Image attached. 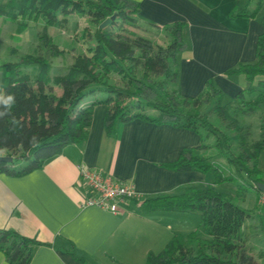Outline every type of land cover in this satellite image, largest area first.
Here are the masks:
<instances>
[{
    "label": "trees",
    "instance_id": "16d2710c",
    "mask_svg": "<svg viewBox=\"0 0 264 264\" xmlns=\"http://www.w3.org/2000/svg\"><path fill=\"white\" fill-rule=\"evenodd\" d=\"M261 2L234 0L230 15L255 18ZM74 13L83 14L95 24L93 33L89 34L93 44L88 54L73 56L70 64L56 71L57 74H54L55 66L43 56L23 54L11 46L5 48V55L16 61L0 65V150L12 162L0 161V173L14 177L27 175L59 155L64 147L82 143L92 123L93 109L98 105L107 108L104 125L108 134L119 124L134 120L190 130L199 136L200 146L183 149L177 161L166 166L177 172L212 174L217 185L233 183L237 180L234 173L241 175L243 181L236 185L235 197L211 187L186 188L179 195L162 194L132 202L133 211L138 213L176 211L200 215V231L173 235L159 253L147 254L145 264H259L250 250L241 249L243 240L252 233L248 220L253 210L243 209L239 204L245 201L248 188L260 193L257 185L264 183L257 165L264 151V119L260 139H251L250 133L238 126L236 134L229 137L202 115L200 109L213 103L217 113L231 118L230 112H237L236 105L246 107L242 113L247 115L264 105V34L257 41L256 62L225 73L228 77L243 76L250 83L259 78L255 88L250 86L233 100H226L214 82L208 80L203 92L191 98L183 96L178 88L170 93L166 91V85L175 83L178 76L175 67L178 54L186 47L182 39L185 23L177 21L164 26L162 30L168 42L160 45L111 31L119 28L118 21L136 22L133 17L138 7L125 0L0 1V17L4 21L17 22L30 16L45 21L40 45L52 59H64L66 52L52 42L47 28L56 22L58 14L65 18ZM112 16H115L113 21L99 28ZM24 28L19 24L16 32L21 33ZM137 65L142 66L139 77L134 75ZM113 74L120 78V87L109 83ZM156 78L163 79L155 81ZM96 94L100 97L84 103ZM249 94H254V98L248 99ZM143 106L157 114L148 115ZM212 136L216 156L208 155L209 147L205 144ZM245 228L249 229L247 234L241 235ZM34 244L14 232L0 230V252L9 264H29ZM257 258L263 261L264 253L260 252Z\"/></svg>",
    "mask_w": 264,
    "mask_h": 264
},
{
    "label": "crops",
    "instance_id": "0c3cea01",
    "mask_svg": "<svg viewBox=\"0 0 264 264\" xmlns=\"http://www.w3.org/2000/svg\"><path fill=\"white\" fill-rule=\"evenodd\" d=\"M125 1L138 7L133 17L137 27L163 32L164 26L174 22L186 24L182 34L186 47L175 67V85L183 96L197 97L208 80L226 100L250 86L255 88L259 78L250 83L243 76L225 73L256 62L257 41L264 34L263 0L251 19L230 15L234 0ZM106 110V106H95L86 139L64 147L40 169L20 177L0 173V230L36 243L29 264H145L147 254L159 253L173 235L200 231L198 213H138L132 203L122 215L81 207L88 192L79 183V164L133 185L140 201L179 195L186 188L218 191L212 174L177 172L166 166L177 161L183 149L200 146L194 132L134 120L108 134ZM220 193L236 196V192ZM247 199L252 202L250 209L245 207ZM256 204L257 198L246 192L239 205L253 210ZM0 264H9L2 252Z\"/></svg>",
    "mask_w": 264,
    "mask_h": 264
},
{
    "label": "rangeland",
    "instance_id": "374dc122",
    "mask_svg": "<svg viewBox=\"0 0 264 264\" xmlns=\"http://www.w3.org/2000/svg\"><path fill=\"white\" fill-rule=\"evenodd\" d=\"M0 1L3 2L5 0ZM257 1L258 0H253V3L255 4ZM262 9L264 10V0ZM2 20L0 19V65L16 61L14 58L8 57L4 53L5 48L7 46H11L16 48L23 54L43 56L44 58H46V60H48L55 66L56 70L54 71V74H57V72H60L61 68L64 65L70 64L73 56L88 54V50L93 44L91 38L89 37V34L91 35L93 33L95 24L92 23V21L89 20L86 16L80 13L70 14L65 18L62 15L58 14L56 22L52 26H49L47 28V34L52 42L57 45L59 49H62L66 52L64 59H52L49 53L41 47L39 38L45 25V21L41 17L35 19L34 16H30L17 22L3 20V23H1ZM19 24L25 26L21 33L16 32L17 26ZM117 25L119 28L116 31L111 29L112 32L121 33L129 38H131L132 35L133 37L145 38L160 45H166L168 42L167 36L164 32H158L150 28L137 27L135 23L129 24L127 22L118 21ZM141 72L142 66H135L134 75L136 77H139ZM162 79L163 78H156L155 81H159ZM109 83L120 87L121 80L118 75L113 74L109 79ZM173 88H177L175 83H173L172 85H166V91L168 93H170ZM55 91L56 94L60 93V91L57 89ZM98 97H100L99 94H96L94 97L85 99L84 103H88L94 100V98ZM247 98L253 99L254 94H249ZM142 104H145V102H143ZM235 107V109L237 110L236 114H234V111L230 112V117L232 118V120L229 117L224 118L223 115L217 113V111L214 110L213 103L203 105L200 109V113L229 137H232L236 134L235 127L238 126L242 130H247L250 133L251 139H260V127L262 126V122L264 119V106H261V109L251 115L242 113L243 110H246V107H238L237 105ZM143 108L144 112L148 115L153 116L157 114V112L150 107L143 106ZM205 144L209 147L208 151L206 150L208 155L216 156L217 150L213 149L215 138L213 136L209 137L205 141ZM6 154L7 153L5 151L0 150V156H5ZM257 165L258 168H262L264 170V151L260 153ZM233 175L237 180H235L233 183L219 184L216 186L217 190L225 193L232 192L231 194H235V192L237 193L238 188L236 185L239 183L241 184L243 178L238 173H234ZM260 175L262 178L264 177V173L261 172ZM248 194L252 199L258 198L257 192L252 188H248ZM245 207L249 209L252 207V202H250L249 199H247ZM248 225V228H252V233H250L243 240V246L241 249H243L244 251L250 250V255L253 256V259L255 261H258L259 264H264V260L259 261L257 258V255L260 252L264 253V205L259 206L258 203L256 204V206L253 208V215H251V218L248 221ZM248 228H245L241 235L247 234L249 230Z\"/></svg>",
    "mask_w": 264,
    "mask_h": 264
},
{
    "label": "built area",
    "instance_id": "2783aa9c",
    "mask_svg": "<svg viewBox=\"0 0 264 264\" xmlns=\"http://www.w3.org/2000/svg\"><path fill=\"white\" fill-rule=\"evenodd\" d=\"M95 1V0H92ZM79 183L88 192V197L81 207H95L114 215H122L134 201H140V194L133 185L122 183L112 176L93 170L86 165H77ZM259 205H264V192L257 198Z\"/></svg>",
    "mask_w": 264,
    "mask_h": 264
},
{
    "label": "water",
    "instance_id": "95a60500",
    "mask_svg": "<svg viewBox=\"0 0 264 264\" xmlns=\"http://www.w3.org/2000/svg\"><path fill=\"white\" fill-rule=\"evenodd\" d=\"M114 19H115V16H112L110 18V20H106L103 23H101L100 26H99V28L105 27L110 21H113ZM0 161H2V162H8L9 163V162H12V158L5 157V156H0ZM257 186L259 188V191L264 192V185L263 184H258Z\"/></svg>",
    "mask_w": 264,
    "mask_h": 264
},
{
    "label": "clouds",
    "instance_id": "9594fccd",
    "mask_svg": "<svg viewBox=\"0 0 264 264\" xmlns=\"http://www.w3.org/2000/svg\"><path fill=\"white\" fill-rule=\"evenodd\" d=\"M12 98L11 97H9V100H11Z\"/></svg>",
    "mask_w": 264,
    "mask_h": 264
}]
</instances>
